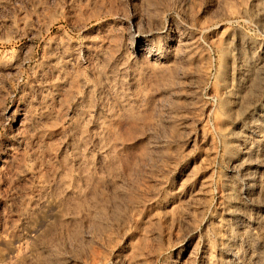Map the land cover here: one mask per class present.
Instances as JSON below:
<instances>
[{"label": "rangeland", "instance_id": "rangeland-1", "mask_svg": "<svg viewBox=\"0 0 264 264\" xmlns=\"http://www.w3.org/2000/svg\"><path fill=\"white\" fill-rule=\"evenodd\" d=\"M256 221L264 0H0V264H264Z\"/></svg>", "mask_w": 264, "mask_h": 264}, {"label": "bare ground", "instance_id": "bare-ground-1", "mask_svg": "<svg viewBox=\"0 0 264 264\" xmlns=\"http://www.w3.org/2000/svg\"><path fill=\"white\" fill-rule=\"evenodd\" d=\"M256 217V216H255ZM263 222V221H262ZM262 222L260 223V221L258 222V221H256L255 223H257V224H262ZM264 223V222H263ZM263 226V225H262ZM263 230V229H262ZM259 232V231H258ZM231 237V236H230ZM255 239V238H254ZM253 240V239H252ZM231 241V240H230ZM258 241H256V243H257ZM243 245V244H242ZM246 245V244H245ZM260 245V246H259ZM259 251H257L255 254H253V257H252V259L255 261V262H257V263H260L261 261H263L264 260V256H263V251H262V249H264V237H263V239L262 240H260V242H259ZM262 248V249H261ZM247 250V249H246ZM254 252V251H253ZM252 255V254H251ZM249 261V260H248Z\"/></svg>", "mask_w": 264, "mask_h": 264}]
</instances>
